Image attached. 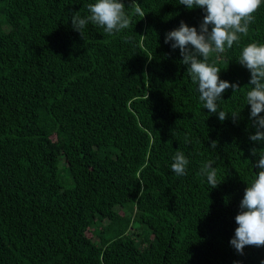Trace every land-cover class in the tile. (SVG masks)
Here are the masks:
<instances>
[{
  "label": "trees",
  "instance_id": "trees-1",
  "mask_svg": "<svg viewBox=\"0 0 264 264\" xmlns=\"http://www.w3.org/2000/svg\"><path fill=\"white\" fill-rule=\"evenodd\" d=\"M96 2L0 0V264H262L264 247L240 254L230 241L264 154L238 63L264 44V3L238 45L209 54L241 88L222 94L221 121L164 42L181 22L199 31L203 9L121 0L129 28L75 31L73 14ZM178 150L184 176L171 168ZM209 160L215 188L200 173Z\"/></svg>",
  "mask_w": 264,
  "mask_h": 264
},
{
  "label": "clouds",
  "instance_id": "clouds-1",
  "mask_svg": "<svg viewBox=\"0 0 264 264\" xmlns=\"http://www.w3.org/2000/svg\"><path fill=\"white\" fill-rule=\"evenodd\" d=\"M262 3L264 0H180V4L189 10L203 9V22L199 31L196 27H189L181 22L178 29L166 33L165 44L174 42L171 44L172 49L178 48L183 58L181 62L189 65L187 72L192 82L198 84L199 100L204 109L211 114H217L221 121L229 116L225 111L218 110L222 94L229 88L233 94L241 88L238 84H230L220 79L221 70L208 62L209 54L216 53L219 57L225 52L226 46L231 49L234 43L238 45L240 36L249 32L250 24L255 21L254 13ZM132 7L135 14L144 16L139 4L133 3ZM87 8L90 15L82 18L76 12L71 19L73 29L79 33H82L89 22L103 27L109 35L130 27L131 18L121 0H97L96 3L87 5ZM238 63L251 74L249 83L252 87L247 91L246 101L251 107L250 116L256 133L250 136V140L264 143V116H261L264 113V44L249 43L243 48ZM231 116L235 119L238 114L233 113ZM185 142H188L187 138ZM216 147V142H212L211 148ZM252 154H257L255 149ZM214 163L212 160L206 161L200 169V173L207 177L212 188L219 184ZM188 164L189 160L184 153L176 151L171 165L173 172L178 176L186 175ZM255 167L260 170L251 185L245 189L240 212L235 217L238 227L235 237L230 241L240 254H243L245 246L264 247V154L259 155Z\"/></svg>",
  "mask_w": 264,
  "mask_h": 264
},
{
  "label": "rangeland",
  "instance_id": "rangeland-1",
  "mask_svg": "<svg viewBox=\"0 0 264 264\" xmlns=\"http://www.w3.org/2000/svg\"><path fill=\"white\" fill-rule=\"evenodd\" d=\"M61 166H63V162L61 163ZM62 175L66 178L67 173L65 171H62ZM68 186H71V185L69 184ZM66 188H69V187H66ZM122 215H123V213L121 212L120 216H118L117 219H116V221H115L116 223H120L121 222V220H122V217L121 216Z\"/></svg>",
  "mask_w": 264,
  "mask_h": 264
}]
</instances>
